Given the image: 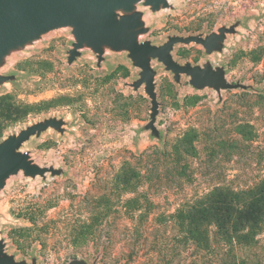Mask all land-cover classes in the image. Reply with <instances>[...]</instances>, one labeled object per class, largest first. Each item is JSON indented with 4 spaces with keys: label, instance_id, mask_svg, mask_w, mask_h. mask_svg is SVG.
I'll return each instance as SVG.
<instances>
[{
    "label": "rangeland",
    "instance_id": "1",
    "mask_svg": "<svg viewBox=\"0 0 264 264\" xmlns=\"http://www.w3.org/2000/svg\"><path fill=\"white\" fill-rule=\"evenodd\" d=\"M168 4L153 11L137 3L148 28L139 41L159 45L169 35H206L236 23L220 50L207 53L201 44L190 42L175 43L170 53L180 64L209 61L222 66L227 81L247 88L219 93L210 87L196 89L189 76L181 74L175 81L173 72L152 58L158 136L145 128L150 98L143 85L132 87L140 68L126 50L105 48L97 65L96 54L82 47L68 63L74 37L70 27H60L5 57L0 74L15 77L0 84V141L48 117L64 121L62 132L49 127L19 147L34 163L62 172L32 177L20 170L0 189V239L15 260L31 262L35 257L38 264H65L83 257L97 264H264V222L260 229L243 231L249 232L243 244L224 240L214 225L207 226L206 248L199 249L184 241L180 227L169 217L184 201L202 197L215 185L241 188L264 176V0ZM238 123L252 126V140H246L249 135L242 134ZM189 128L200 132L195 156L187 158L190 179L178 178L176 187L150 193L157 204L154 214L161 217L152 220L147 236L139 239L136 228L132 239L124 240L131 224L121 218L116 230L105 224V230L114 232L113 240H99L103 245L96 249L91 244L84 250L72 249L59 220L89 188L98 167L112 176L130 152L169 150ZM171 175L165 174L168 179Z\"/></svg>",
    "mask_w": 264,
    "mask_h": 264
},
{
    "label": "water",
    "instance_id": "2",
    "mask_svg": "<svg viewBox=\"0 0 264 264\" xmlns=\"http://www.w3.org/2000/svg\"><path fill=\"white\" fill-rule=\"evenodd\" d=\"M138 2L153 11L169 6L167 0H0V66L11 51L60 27H70L74 37L72 47L68 50V63L80 54L79 49L82 47H88L96 54L97 65L103 58L105 48L126 50L133 65L140 68L139 77L131 85L134 89L143 85L150 98L149 120L145 128L150 129L154 136L159 135L155 126L159 104L154 84L155 70L150 64L152 58H157L167 70L173 72L175 81H179L181 74L189 76V83L196 89L210 87L219 93L221 89L247 88L239 82L227 81L222 66H212L209 61L202 65L190 62L180 64L170 53L175 43L190 42L201 44L207 53L220 50L226 34L235 32L236 23L222 25L217 31L206 35H169L165 42L155 45L149 40L139 41V35L148 28L144 26L143 13L136 8ZM14 77L13 74H0V84ZM63 124L61 118L48 117L0 141V189L10 175L20 170L32 177L44 176L47 172L51 175L62 172L61 168L34 163L29 153L20 151L19 147L31 135H39L49 127L62 132ZM0 264L38 263L35 257L31 258V262L15 260L13 255L4 251V243L0 239ZM65 264L97 263L95 260L90 262L83 257H74Z\"/></svg>",
    "mask_w": 264,
    "mask_h": 264
},
{
    "label": "trees",
    "instance_id": "3",
    "mask_svg": "<svg viewBox=\"0 0 264 264\" xmlns=\"http://www.w3.org/2000/svg\"><path fill=\"white\" fill-rule=\"evenodd\" d=\"M238 127L249 135L246 140H252L249 123H238ZM199 134L198 129L189 128L175 138L169 150L151 147L138 154L130 152L112 176L99 166L89 188L59 220L68 245L74 250H84L88 244L100 247L99 240L114 236L112 230H105V224H113L116 230L121 218L131 224L125 228L124 240H131L136 228H140L139 239L146 237L152 220L161 217L154 214L157 204L150 193L176 187L181 181L178 178L189 181L187 158L195 156ZM166 173L172 174L171 179ZM169 217L180 227L184 241L196 248H206L210 225L221 232L222 239L246 243L249 232L243 231L260 229L264 222V176L241 188L215 185L202 197L184 201Z\"/></svg>",
    "mask_w": 264,
    "mask_h": 264
},
{
    "label": "bare ground",
    "instance_id": "4",
    "mask_svg": "<svg viewBox=\"0 0 264 264\" xmlns=\"http://www.w3.org/2000/svg\"><path fill=\"white\" fill-rule=\"evenodd\" d=\"M168 1H169V0H168ZM152 61H153V60H152ZM152 61H151V62H152Z\"/></svg>",
    "mask_w": 264,
    "mask_h": 264
}]
</instances>
